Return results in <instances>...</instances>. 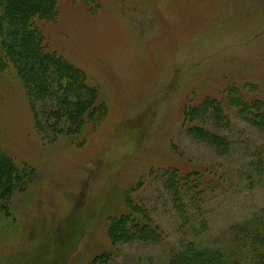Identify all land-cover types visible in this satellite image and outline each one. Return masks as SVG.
Instances as JSON below:
<instances>
[{"label":"rangeland","instance_id":"374dc122","mask_svg":"<svg viewBox=\"0 0 264 264\" xmlns=\"http://www.w3.org/2000/svg\"><path fill=\"white\" fill-rule=\"evenodd\" d=\"M35 22L105 111L69 134L48 116L54 101L32 109L14 68L0 71V146L35 168L0 210V264H172L187 240L264 211V130L235 108L229 122L207 115L204 126L231 141L220 151L189 135L182 115L229 86L264 102V0H55ZM173 170L208 181L201 196H184L185 209L166 185ZM127 198L160 227V242L111 244Z\"/></svg>","mask_w":264,"mask_h":264},{"label":"trees","instance_id":"16d2710c","mask_svg":"<svg viewBox=\"0 0 264 264\" xmlns=\"http://www.w3.org/2000/svg\"><path fill=\"white\" fill-rule=\"evenodd\" d=\"M54 3L55 0H0V71L14 68L26 87L32 109L37 110L38 100L54 101L56 108L48 116L63 120L66 131L74 134L82 129L85 121L94 124L105 107L97 103V92L87 83L84 73L46 49L45 38L35 20L36 16L48 12ZM228 107L235 108L241 120L264 130V102L259 99L248 101L239 88L229 86L220 99L205 97L196 104L183 107L186 132L220 151H228L231 141L207 129L202 122L207 115H213L218 121H228ZM48 124V120L42 123L36 113L38 128L45 131ZM258 164L264 186V158L259 159ZM34 176V167L26 162L19 163L0 146V210L6 212L16 192L24 190ZM165 177L166 185L181 209L186 207L185 195L193 192L201 196L209 186L196 171L182 176L178 170H173ZM111 181L112 177L109 183ZM125 204L126 212L111 217L108 229L111 244L160 242L163 232L146 210L134 205L131 198H127ZM182 246L172 264H264V211L231 224L218 236L197 237Z\"/></svg>","mask_w":264,"mask_h":264}]
</instances>
